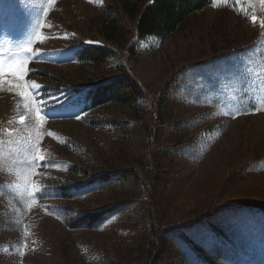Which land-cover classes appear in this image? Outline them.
Listing matches in <instances>:
<instances>
[{
  "label": "rangeland",
  "instance_id": "obj_1",
  "mask_svg": "<svg viewBox=\"0 0 264 264\" xmlns=\"http://www.w3.org/2000/svg\"><path fill=\"white\" fill-rule=\"evenodd\" d=\"M113 1L122 0H0V59L25 64L22 80L0 74V264H101L102 255L116 262L131 255L128 226L114 215L91 228L68 220L78 208L117 200L97 182L81 185L129 168L110 151L120 133L162 142L147 137L134 111L84 110L64 86L73 80L77 44L111 45L98 29ZM122 21L135 38V20ZM119 52L99 76L117 74L123 63L149 100L171 85L175 121L187 134L154 200L161 223L185 226V236L175 232L171 245L163 244L158 264H264V4L212 0L169 36L140 41L136 58ZM111 117L123 123L114 126ZM73 183L81 186L76 192L69 190ZM61 188L73 198H60ZM211 201L215 207L240 201L244 209L217 217L213 229L193 222Z\"/></svg>",
  "mask_w": 264,
  "mask_h": 264
},
{
  "label": "trees",
  "instance_id": "obj_2",
  "mask_svg": "<svg viewBox=\"0 0 264 264\" xmlns=\"http://www.w3.org/2000/svg\"><path fill=\"white\" fill-rule=\"evenodd\" d=\"M211 1L152 0L150 3H143L122 0L106 3L103 11L109 18L99 23L98 32L111 45L82 43L72 50L76 68L73 75L71 74L73 80H66L64 86L70 93H78L84 100L83 108L92 111L107 106H118L134 111V120L138 126L143 127L147 137L153 136L162 141L160 145L155 146L154 138H150L149 143L136 142L133 137L120 133L111 143L110 151L113 153L112 156H116V162L121 161L118 155L123 156L125 164L130 165L129 168L120 167L117 171L92 177L88 181L85 178V183L81 185L88 187L91 183L97 182L103 186L100 187L101 190H109L113 196L111 198L117 197V200L105 202L103 206L93 209L78 208L75 215L68 219L73 227H94L107 214L114 215L117 223L128 226L130 247L127 249L132 256L126 255L121 262H116L102 255L101 264H158V255L163 244L172 243L170 237L174 236L175 232L181 234L185 226L161 223L159 215L157 216L155 212L154 200L158 188L167 184L166 178L172 158L187 142L184 127L175 121V97L172 99L171 85L162 87L155 98L149 100L144 86L137 81L125 64H118L115 68L117 74L108 78L99 76L101 68L109 67L111 60L120 54L119 50L126 51L128 59L136 58L140 41L149 36L158 38L169 36L181 29L191 15L203 11ZM122 16L135 20V38L129 39L126 36ZM39 76L48 75L39 72ZM51 76L54 83H61L58 73ZM149 101L151 106L146 112L138 109V104ZM108 121L114 126L123 123L118 117H111ZM114 145L116 147H113ZM73 169L77 170V167L74 166ZM71 185L73 187L69 190L74 192L81 188L79 183ZM62 188L60 198L71 200L70 198H73L71 193ZM239 209H244L240 201L233 202L231 206L223 204L216 207L211 201L199 209L202 214L200 213L193 222L207 224L213 229L217 217ZM184 234L185 232L180 237L184 238ZM219 234L216 233L218 237ZM181 260V257L177 258L178 262Z\"/></svg>",
  "mask_w": 264,
  "mask_h": 264
},
{
  "label": "snow or ice",
  "instance_id": "obj_3",
  "mask_svg": "<svg viewBox=\"0 0 264 264\" xmlns=\"http://www.w3.org/2000/svg\"><path fill=\"white\" fill-rule=\"evenodd\" d=\"M260 2L262 4H264V0H260ZM253 20H255V17H253ZM28 51H31V49H27ZM8 72L11 75L16 76L17 79L22 80L23 76L25 74V64L24 62H18V61H10L8 63H6L3 59H0V74H4L5 72ZM25 88H27V85H24ZM31 87L33 88H38L39 86L37 85H31ZM22 96L27 97L28 93L27 92H21L20 93ZM57 101H59V98H56ZM47 103V102H45ZM37 115H39V113L37 112ZM23 117H21V123H23ZM38 159L42 160L43 157H38ZM36 191H41L40 189H37Z\"/></svg>",
  "mask_w": 264,
  "mask_h": 264
}]
</instances>
